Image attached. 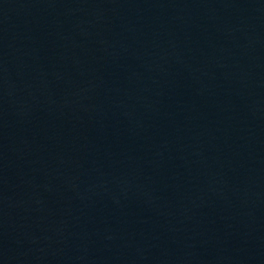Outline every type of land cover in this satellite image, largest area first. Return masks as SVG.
Masks as SVG:
<instances>
[{
	"label": "water",
	"instance_id": "95a60500",
	"mask_svg": "<svg viewBox=\"0 0 264 264\" xmlns=\"http://www.w3.org/2000/svg\"><path fill=\"white\" fill-rule=\"evenodd\" d=\"M0 264H264V0H0Z\"/></svg>",
	"mask_w": 264,
	"mask_h": 264
}]
</instances>
